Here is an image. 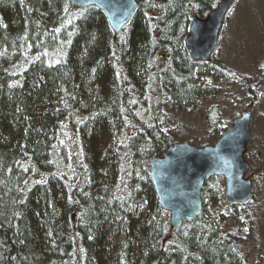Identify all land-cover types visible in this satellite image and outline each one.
Instances as JSON below:
<instances>
[{
  "label": "trees",
  "instance_id": "16d2710c",
  "mask_svg": "<svg viewBox=\"0 0 264 264\" xmlns=\"http://www.w3.org/2000/svg\"><path fill=\"white\" fill-rule=\"evenodd\" d=\"M219 1L135 0L114 35L67 0H0V264H248L246 205L205 210L219 178L171 232L147 169L187 133L171 126L179 113L202 108L208 137L223 129L204 100L234 74L184 46L189 18Z\"/></svg>",
  "mask_w": 264,
  "mask_h": 264
},
{
  "label": "water",
  "instance_id": "95a60500",
  "mask_svg": "<svg viewBox=\"0 0 264 264\" xmlns=\"http://www.w3.org/2000/svg\"><path fill=\"white\" fill-rule=\"evenodd\" d=\"M234 0H220L204 17L192 16L184 39L192 61L209 63L219 33ZM78 9L92 7L101 12L117 34L133 17L135 0H71ZM251 138V114L240 113L230 121L213 146L195 148L186 142L173 144L148 162V172L159 207L169 215V230L197 218L202 209L200 190L206 179L221 177L224 201L244 205L252 196L250 166L246 161Z\"/></svg>",
  "mask_w": 264,
  "mask_h": 264
},
{
  "label": "rangeland",
  "instance_id": "374dc122",
  "mask_svg": "<svg viewBox=\"0 0 264 264\" xmlns=\"http://www.w3.org/2000/svg\"><path fill=\"white\" fill-rule=\"evenodd\" d=\"M212 59L234 74L233 79L226 76L216 83L220 87L218 96L204 100L209 102L208 105L220 108L219 114L223 121L220 135L229 122L237 117L238 112L244 111L249 102H252L249 105V111L253 115L252 140L246 156L251 168L247 176L252 182V196L246 203V208L249 209L247 216H252L253 223L250 224L251 221L247 219L244 230L235 229L242 240L241 251L247 256L248 264H264V0H235L222 27ZM241 78H248L250 83H243ZM248 88H252L254 99L247 94ZM167 108L166 106L165 112ZM202 113L203 109L200 108L198 112L188 111L172 116L175 122V125H171L172 128L178 130L179 126L181 130L187 131L179 141H187L191 146L200 148L212 146L220 137L219 134L207 136L210 131L199 120ZM167 131H170V123ZM221 182L223 186L222 179ZM217 184L219 182L213 185ZM207 207L211 212L220 210L222 213L226 204L223 199L221 202L216 199L215 203L209 201ZM240 211L241 209L237 212Z\"/></svg>",
  "mask_w": 264,
  "mask_h": 264
},
{
  "label": "bare ground",
  "instance_id": "6f19581e",
  "mask_svg": "<svg viewBox=\"0 0 264 264\" xmlns=\"http://www.w3.org/2000/svg\"><path fill=\"white\" fill-rule=\"evenodd\" d=\"M135 12H136V11H135ZM132 18H133V17H132ZM132 18H131V19H132ZM130 21H131V20H130Z\"/></svg>",
  "mask_w": 264,
  "mask_h": 264
}]
</instances>
